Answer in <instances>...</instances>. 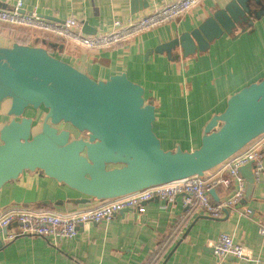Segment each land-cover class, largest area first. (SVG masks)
Instances as JSON below:
<instances>
[{
    "label": "crops",
    "instance_id": "crops-1",
    "mask_svg": "<svg viewBox=\"0 0 264 264\" xmlns=\"http://www.w3.org/2000/svg\"><path fill=\"white\" fill-rule=\"evenodd\" d=\"M17 1L0 0V8L12 9ZM172 1L175 0H23L22 10H36L58 22L75 17L82 28L88 22L97 33H106L117 19L146 15ZM230 1L203 0L177 20L100 50H89L49 32L3 22L0 44L51 47L58 58L96 80L125 72L144 87L146 101L154 103L153 129L163 148L174 150L180 146L191 151L201 146L203 127L212 114L225 110L228 97L264 77V16L244 30L225 32L205 51H196L186 58L180 47L172 51L171 60L165 51L155 50L198 27ZM222 168L218 165L205 176H228ZM233 189L218 186L219 201ZM85 198L89 201L80 202ZM101 201L59 183L42 170H25L0 189V214L12 206L67 213L95 208ZM261 223L264 177L255 182L249 196L245 193L236 209L219 218L187 208L183 195H178L170 201L150 200L143 213L126 209L109 222L81 225L78 235L71 239L55 241L45 236L22 235L4 241L2 234L16 230L14 224L0 231V264H264ZM223 232L244 245L245 258L229 255L220 260L214 254V242Z\"/></svg>",
    "mask_w": 264,
    "mask_h": 264
},
{
    "label": "water",
    "instance_id": "water-1",
    "mask_svg": "<svg viewBox=\"0 0 264 264\" xmlns=\"http://www.w3.org/2000/svg\"><path fill=\"white\" fill-rule=\"evenodd\" d=\"M263 16L264 0H231L156 51L180 47L187 57ZM83 32L92 35L97 30L85 22ZM42 107L40 122L33 124V117L24 116L28 108ZM0 114L10 116L0 122V189L25 170H42L83 195L104 200L204 176L262 135L264 77L228 97L226 109L203 127L200 147L165 150L153 129L154 103L146 101L144 87L125 72L96 80L46 47L14 42L0 44ZM61 123L86 131L88 138L60 129ZM111 163L122 165L109 168ZM240 172L249 196L256 182L253 162L241 166ZM210 193L219 201L216 189Z\"/></svg>",
    "mask_w": 264,
    "mask_h": 264
},
{
    "label": "built area",
    "instance_id": "built-area-1",
    "mask_svg": "<svg viewBox=\"0 0 264 264\" xmlns=\"http://www.w3.org/2000/svg\"><path fill=\"white\" fill-rule=\"evenodd\" d=\"M203 0H175L156 7L151 13L142 16H130L127 20H115L113 29L106 33L86 34L82 24L69 17L58 22L47 19L36 10L23 11V0H18L12 9L0 8V22L19 27L34 28L55 34L64 40L89 50H100L129 41L136 35L170 23L184 16ZM264 133L255 138L243 149L229 157L222 164L228 176L207 178L198 174L168 183L152 185L122 196L108 198L91 209H79L73 212L58 213L26 206H12L0 214V230L15 224L16 230L2 234L4 241H12L22 235H38L52 238L55 241L75 238L79 227L87 223L109 222L113 217L126 209L140 213L146 211V204L158 198L170 201L183 195L184 205L192 210H201L214 218L224 212L234 210L246 193V179L240 167L249 162L254 164L256 181L264 177ZM218 186L234 188L232 193L221 201H214L210 191ZM259 233L264 237V223L259 225ZM214 254L223 260L229 255L238 259L246 257L243 244L237 243L229 233H221L213 245Z\"/></svg>",
    "mask_w": 264,
    "mask_h": 264
},
{
    "label": "flooded vegetation",
    "instance_id": "flooded-vegetation-1",
    "mask_svg": "<svg viewBox=\"0 0 264 264\" xmlns=\"http://www.w3.org/2000/svg\"><path fill=\"white\" fill-rule=\"evenodd\" d=\"M28 109H32V108H28ZM28 109L25 111L24 116L33 117V119H34L33 120V124H36V123L40 122L41 119H39V120L37 119L38 115L40 113V118H41V116H42L43 112L45 111V109L43 107L40 108L39 110H36V111L34 109H32L34 114H29L28 113V111H29ZM9 118H10V116L7 117L6 121H8ZM17 119H20V118H17ZM6 121H4V122H6ZM65 129L70 130L71 134L75 135L77 138L80 137V136H83L85 139L88 138V133L86 131L85 132H80V131H78V130L74 129L73 127H70V126H67Z\"/></svg>",
    "mask_w": 264,
    "mask_h": 264
},
{
    "label": "rangeland",
    "instance_id": "rangeland-1",
    "mask_svg": "<svg viewBox=\"0 0 264 264\" xmlns=\"http://www.w3.org/2000/svg\"><path fill=\"white\" fill-rule=\"evenodd\" d=\"M2 45V44H1ZM174 49H176V48H173V49H169V50H165V52L167 53V55H168V57L170 58V57H172V55H173V50ZM197 51H202L201 49H199V48H197ZM155 52L156 53H158V51H156L155 50ZM200 52H197V54L198 53H200ZM196 53V52H195ZM195 53H193L194 55H195ZM176 54V53H175ZM183 58H186V57H184V56H182ZM177 58V60H179V56L178 57H176ZM170 60H171V58H170ZM251 84V83H250ZM247 86V85H246ZM245 87V86H244ZM226 109V108H225ZM29 111H28V113L29 114H34V112L32 111V109H28ZM36 111V110H35ZM218 112H222V111H220V109H219V111ZM215 114H217V113H215ZM214 114H212V116H213ZM211 116V117H212ZM7 117L8 116H4V115H0V120H1V122H3V121H6V119H7ZM38 120L39 119H41L40 118V113H39V115H38V118H37ZM3 120V121H2ZM67 126H70V127H72L70 124H65V123H61V124H59L58 125V127L60 128V129H65ZM74 128V127H73ZM75 129V128H74ZM122 164H113V163H111V164H108V167L110 168L111 166H113V167H116V166H121Z\"/></svg>",
    "mask_w": 264,
    "mask_h": 264
},
{
    "label": "trees",
    "instance_id": "trees-1",
    "mask_svg": "<svg viewBox=\"0 0 264 264\" xmlns=\"http://www.w3.org/2000/svg\"><path fill=\"white\" fill-rule=\"evenodd\" d=\"M54 48H55V47H54ZM47 49L49 50V52H50L51 54H53L54 56L57 57V55H56L55 52L53 51V48L48 47Z\"/></svg>",
    "mask_w": 264,
    "mask_h": 264
}]
</instances>
